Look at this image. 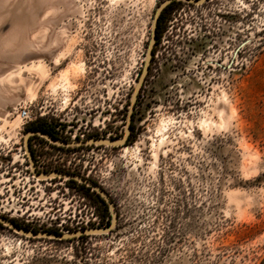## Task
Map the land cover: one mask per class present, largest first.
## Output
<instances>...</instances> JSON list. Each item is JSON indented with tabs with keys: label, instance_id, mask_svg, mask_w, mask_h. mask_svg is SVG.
I'll use <instances>...</instances> for the list:
<instances>
[{
	"label": "rangeland",
	"instance_id": "obj_1",
	"mask_svg": "<svg viewBox=\"0 0 264 264\" xmlns=\"http://www.w3.org/2000/svg\"><path fill=\"white\" fill-rule=\"evenodd\" d=\"M165 1L0 0V217L60 234L111 223L80 183L37 179L24 140L121 138ZM210 4L163 10L125 145L29 137L40 173L108 194L116 228L58 241L0 225V264H264V0Z\"/></svg>",
	"mask_w": 264,
	"mask_h": 264
},
{
	"label": "water",
	"instance_id": "obj_2",
	"mask_svg": "<svg viewBox=\"0 0 264 264\" xmlns=\"http://www.w3.org/2000/svg\"><path fill=\"white\" fill-rule=\"evenodd\" d=\"M175 1H186V2H188L190 4H194V5H202L203 3L206 2V0H167L163 4H161L159 6V8L157 9L156 14H155V18H154V22L152 25V38H151V42H150V45L148 48L144 69H143L142 74H141L139 80L137 81L136 87L134 89L133 96L131 99L130 109H129V113H128L126 129H125L124 135L121 138L114 139V140H112V139H91L88 141H77V142L68 143V142H63L61 140H58V139L52 137L51 135H49L43 131H28V133L30 135L27 134L25 136V140H24L25 149L27 151L28 159L30 160V163L32 164V172H33L34 176L39 180L56 179V178L66 179V180H70V181H75L77 183L86 185L87 187L91 188L108 205L109 210H110V214L112 217L111 223L106 228L86 229V230H79L76 232L64 233V234L29 231V230L22 229V228L18 227L15 223H13L12 221H9L3 217H0V224L7 226L9 229H11L14 232H16L22 236H25V237H29V238H33V239L48 238V239L58 240V241L73 240L75 238H79L82 236L108 235L116 228L118 216H117V213L115 210V205L111 201L108 194L102 188H100L98 185H96L94 182H92L86 178L74 175V174L63 173V172H61V173L60 172L40 173L37 170V165H36V161H35L34 156H33V152L31 150L29 137L31 135H33V136L39 135V136L43 137L44 139L48 140L49 142H51L53 144H56L59 146H66V147L88 146V145L120 147V146L125 145L129 139V135H130V124H131V119H132V112L134 110V105L137 101L138 94H139L141 86L144 82V79H145L146 75L148 74V69H149V65H150L152 53H153V47H154V44L157 40V27H158V23H159V18L161 16L163 10Z\"/></svg>",
	"mask_w": 264,
	"mask_h": 264
},
{
	"label": "trees",
	"instance_id": "obj_3",
	"mask_svg": "<svg viewBox=\"0 0 264 264\" xmlns=\"http://www.w3.org/2000/svg\"><path fill=\"white\" fill-rule=\"evenodd\" d=\"M173 4H171V5H169L165 10H164V12H166L171 6H172ZM163 12V13H164ZM163 13H162V16H163ZM162 16H161V18H160V20L162 19ZM159 20V21H160ZM157 37H159V33H157ZM28 131H43V132H45V133H47V134H49V135H51L52 137H54V138H56V135L53 133V132H51V131H49V130H47V129H45V128H40V129H30V130H28ZM57 139V138H56ZM128 141H130V140H128ZM69 183H72V184H77V182H75V181H68ZM80 186L82 187V188H84V189H86L87 191H89V192H93L95 195H96V197L101 201V203H103L105 206H106V208H108V206L106 205V203H105V201L96 193V192H94L91 188H89V187H87V186H85V185H83V184H80ZM107 213H108V215H109V209H107ZM18 227H20V228H22V229H26V230H29L28 228H26V227H22L21 225H18L17 223H15ZM110 224V220H109V222L107 223V225H109ZM1 226H2V224H0ZM54 233H58V234H60L58 231H53ZM87 238V236H82V237H79V238H75V239H73L72 241H76V240H83V239H86Z\"/></svg>",
	"mask_w": 264,
	"mask_h": 264
},
{
	"label": "flooded vegetation",
	"instance_id": "obj_4",
	"mask_svg": "<svg viewBox=\"0 0 264 264\" xmlns=\"http://www.w3.org/2000/svg\"><path fill=\"white\" fill-rule=\"evenodd\" d=\"M212 1L213 0H206V2L205 3H208L209 4V10L211 11V9L210 8H212L214 5H212V4H210V3H212ZM175 2H180V1H175ZM175 2H173L172 4H174ZM219 13H221V17H217V19H219L220 18V20H223V11H219ZM210 27H211V29H213V30H215V28H213L212 27V24H210ZM160 28H162V19L159 21V24H158V33H159V39H160ZM211 33V32H210ZM211 34H214V33H211ZM31 129H40V128H31ZM35 136H38V137H41V136H39V135H35ZM31 142H32V140H31ZM31 144V143H30ZM86 186V185H85ZM106 203V202H105ZM107 205V204H106ZM108 206V205H107Z\"/></svg>",
	"mask_w": 264,
	"mask_h": 264
},
{
	"label": "built area",
	"instance_id": "obj_5",
	"mask_svg": "<svg viewBox=\"0 0 264 264\" xmlns=\"http://www.w3.org/2000/svg\"><path fill=\"white\" fill-rule=\"evenodd\" d=\"M21 118L22 120H27L30 118V112L27 110H23L21 113Z\"/></svg>",
	"mask_w": 264,
	"mask_h": 264
},
{
	"label": "snow or ice",
	"instance_id": "obj_6",
	"mask_svg": "<svg viewBox=\"0 0 264 264\" xmlns=\"http://www.w3.org/2000/svg\"><path fill=\"white\" fill-rule=\"evenodd\" d=\"M76 75H79V72H77Z\"/></svg>",
	"mask_w": 264,
	"mask_h": 264
},
{
	"label": "bare ground",
	"instance_id": "obj_7",
	"mask_svg": "<svg viewBox=\"0 0 264 264\" xmlns=\"http://www.w3.org/2000/svg\"><path fill=\"white\" fill-rule=\"evenodd\" d=\"M66 83H67V81H66ZM163 129H164V128H163ZM163 129H162V131H163ZM162 131H161V132H162ZM165 131H166V130H165Z\"/></svg>",
	"mask_w": 264,
	"mask_h": 264
}]
</instances>
